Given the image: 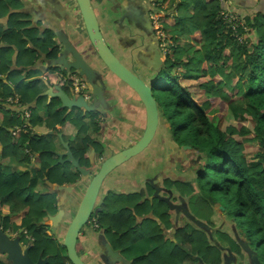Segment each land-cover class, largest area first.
Returning a JSON list of instances; mask_svg holds the SVG:
<instances>
[{
    "label": "trees",
    "instance_id": "1",
    "mask_svg": "<svg viewBox=\"0 0 264 264\" xmlns=\"http://www.w3.org/2000/svg\"><path fill=\"white\" fill-rule=\"evenodd\" d=\"M157 2L164 12L178 8L176 15L178 28L169 31L162 24L171 50L169 49L165 57L168 69L161 77L164 80L161 81L162 88H159L157 95L159 99H164L165 107H173L171 118L176 121L172 123V130L175 137L180 136V139H175L176 144L188 145L189 149L197 154V159L192 164L200 166L197 171V182L200 188L199 195H202V200L205 202L204 208L208 211L213 209L215 204H219L216 201L218 198L230 202L231 207L238 210L236 218L240 219L239 224H252L257 230L256 241L262 246L264 245V31L261 24L264 26V20L261 16H257V13L243 16L235 8L236 13L245 20L249 29L238 26L234 30L229 21L223 19L219 0H157ZM17 13L12 16L10 26L12 33L4 36L8 31L0 27V42L8 39L13 42L16 38L17 47L23 51L24 43L20 44L22 35L16 30H26L30 23L19 20L25 14ZM163 16L165 14L162 15L161 21ZM156 28L159 30V27ZM55 36L53 30H46L39 48L42 52L51 49L50 57L57 59L61 50L56 45ZM240 36H243V39L240 40ZM188 48L202 51L200 62H193L191 58L185 56L179 58V52L183 50L188 54ZM7 51L8 48H3L0 52V74L7 72L11 67L12 61L5 56ZM33 60L32 56L28 63L32 64ZM19 63H22V60H19ZM59 82L65 83L63 78H60ZM0 85L5 87L4 81L0 80ZM191 87H197L202 93L195 96ZM18 89L29 100L33 95L35 98H40L38 81L20 86ZM7 92L5 90L4 95H8ZM54 101L56 99L49 104L46 126L56 128L57 125H61L62 131L65 132L72 128L70 127L72 121L65 110L67 108H55ZM215 108L223 109V112H220L221 122L226 116L233 119V122L225 127L216 124L213 121ZM84 119L82 113L73 119L76 128L73 126L71 131L73 135L79 137L77 143L71 142L70 145L75 157L81 160L82 166L88 161L92 148L100 150L91 137H80L82 134H87L89 128ZM244 121L251 125L246 126ZM17 122L8 120L6 116L4 125L0 127V143H3V151L0 152V222L4 231L18 232L28 227L27 234H23L22 237L27 240L29 253L35 261L47 259V264H71L67 253L62 251L58 242L40 229L42 220L46 219L50 212L48 209L56 207L57 199L52 201L50 192H36L35 186L39 181L48 186L77 184L81 179L80 174L71 170L73 166L70 164L69 167H66L67 164L59 165L56 170L55 167L52 168L59 158L53 144L43 135L34 139L30 132H23L20 133L19 138L16 137L18 140L13 141L8 128ZM35 123L38 122L33 119L32 124ZM251 144L258 145V150L253 155H249L247 151V145ZM27 151L40 155L37 158L39 167L36 175L30 171L9 174L4 172L3 158L12 157L23 163L29 160ZM170 176L168 179L176 180L182 188L190 189V192L195 191L192 182L181 178L180 174L178 178L174 174ZM147 186V192L142 190L135 194V241L145 237L156 241L158 247L151 252L196 251L197 241H205L206 236L202 229L193 225L178 228L176 234L178 239H181L183 233V243L179 246L167 238L163 228L155 220L144 217L156 209L155 199L151 201L147 198L154 194L155 188L149 182ZM126 202L131 203L122 200L107 202L108 205L103 208L111 216L107 218L101 216V220H109L118 230L122 225L126 226L128 224V221L124 220L126 208L125 211L122 210ZM138 217L145 220L146 226L137 223ZM133 232L134 229L130 224L126 234L131 235ZM252 241L255 245L253 239ZM119 242L120 240L115 242L117 248L130 246V243ZM259 249L260 247H254L253 254L260 257ZM0 264L3 263L0 261Z\"/></svg>",
    "mask_w": 264,
    "mask_h": 264
},
{
    "label": "rangeland",
    "instance_id": "2",
    "mask_svg": "<svg viewBox=\"0 0 264 264\" xmlns=\"http://www.w3.org/2000/svg\"><path fill=\"white\" fill-rule=\"evenodd\" d=\"M94 7L96 9L98 18L100 20V23L102 24V22L104 23V25L106 26L107 29L106 30V36H108L109 39V43H114L116 37L119 38V42H116L115 44L118 46V44H123L124 46H128L129 43H127L126 38H120V33L117 32L115 34V36H113L112 38V34L115 33V23L113 22L114 18H119V20H121L122 14H114V13H110L108 11V8L110 6L109 2L107 1L105 4H103V0H92ZM126 1V0H125ZM135 1V8H139V9H144L147 11L148 13V17L150 18V21L147 24V27L143 26L144 28L140 27L138 28L136 26V35H140V37H135V41L138 42V44L135 47V55L139 53V51L141 50L142 46L144 45V41H141V39L143 37H150L151 31L154 29V31L156 32L155 35H157V37L160 39V36H162V40H160L161 42V47H162V51L163 54L166 55L169 51V47H168V42H167V34L166 31L164 30L165 28H162V24H164V26L167 27V29L169 31H175L176 28H178V26L176 25L177 20H176V15L178 13V8H174V9H170V10H166L164 12V9L160 8V6L158 5L157 0H134ZM220 2V0H219ZM127 3V2H126ZM221 3V2H220ZM236 3H238L236 1ZM221 9L224 7L225 9H227L226 5H223L221 3ZM232 7L235 9V4L233 2V4L231 3ZM239 6V4L237 5ZM166 6L164 5L163 8H165ZM255 7H257L256 5L252 6V12L249 13L250 16L255 15V13H257V16H261L264 20V12L258 10H255ZM243 9V7H242ZM259 12V13H258ZM76 13H77V24H82V19H81V15L79 12L78 7L76 8ZM113 14V15H111ZM165 14V16H163V21H161L162 19V15ZM80 15V16H79ZM126 16H128V18H126V20L123 22L121 21L119 23V28H124L128 25L129 22L134 21L135 18V23H138L139 25H142V21L138 18V15L135 14V17L132 16L131 14L127 13ZM243 16H247V15H243ZM112 18V19H109ZM163 22V23H162ZM247 23L245 22V25ZM156 27H159V30H157ZM262 27V31H264V26L263 24H261ZM156 28V29H155ZM246 28L249 29V27L246 25ZM67 29V28H66ZM70 27L67 29L69 30ZM81 29H83V26H81ZM69 33V31H68ZM108 33H110V35H108ZM69 37H71V39L75 42L77 48L80 50V52L84 55L87 56V58L90 56L91 58V54L94 53V49H92V47L88 48V46L82 42V43H78L76 40V35H69ZM243 39V36H240V40ZM85 41L88 43L87 37L85 36ZM177 45V44H176ZM171 46V45H170ZM88 48V50H86ZM115 48L117 49V47L115 46ZM186 49V48H185ZM232 50V49H231ZM190 52V53H189ZM94 55L96 56V53H94ZM179 58H184L187 57L188 59L191 58V60L193 62H200L201 61V55H202V51H198L196 48H188V54L186 53V51L181 50L179 52ZM122 60L126 59L124 53L122 55H120ZM136 57V56H135ZM129 60V59H126ZM167 67L165 69H163L162 71H160L159 73H153V74H143L145 76V80L148 82L152 81V84L155 88V93H156V97L158 98V94H159V88L161 89V81L164 80L162 79V75L165 74V72L167 71ZM16 75H18L19 78L22 77V79H19L20 81H23V76L18 73H15ZM106 75L109 79H117L118 83L120 84V89H125V91L127 93H130L132 96H134L135 101L138 100L137 98V94L135 93V91L130 88L129 86H127L124 82H122L120 79H118L117 77H114L113 75H111L110 73L106 72ZM161 78V79H160ZM151 84V85H152ZM189 86V85H188ZM191 90L193 91L194 95L197 96L199 94L202 93V91H200V89H198L197 87H191ZM197 90V91H196ZM122 93V92H121ZM123 94V93H122ZM124 96V95H122ZM122 96L119 95V98ZM133 98V97H132ZM164 99H159V108L161 111L160 114V125L157 131V135L154 138L150 148L142 153H140L139 155L135 156V158L131 159L130 161H128L127 163H125L124 165H122L121 167H119L118 169H116L108 178L107 180L104 182V185L102 187L101 193L103 192V194L108 191V189H118L117 187L121 186V182H119L120 178L124 177L126 174L129 173V171H133V169H135V174H133L132 176H130V179H132L135 176V191H137L138 189L141 190L142 188H145L146 185V181L151 180L152 182H154L156 185L158 186H162V183L165 187H171L173 185V192H175L176 197L180 194V196L184 199H187L186 201V206H187V210H185L184 214H181V218L184 219H188V220H194V222H191V224H194L196 227L200 228L203 230V232L205 233V241L202 240H198L197 241V246H195V249L197 252L199 253H207V252H203L202 249H206L209 252L207 254H202V257L205 258V262H207L208 264H215L218 263L220 259L216 258L217 257V253L216 251H221L222 254L223 252H227L225 253L228 256H232L235 255L237 257V255L239 254L240 256H244L245 254L249 255V257L251 258V253H253V249L260 247L259 249V254H260V259L262 260V264H264V245L259 246V244H261L260 242L258 243L256 241V235H257V230L252 226V224L247 223L244 225H240V219L236 218V212H238V210H236L234 207L232 208L230 202L225 201V200H221L220 198H218L216 201L217 203H222V204H215L213 209H210L209 211L206 210L204 208V204L205 202L202 200V195L200 196V188L197 182V171L199 170L200 166L199 165H193L192 162L194 160L197 159V154L192 150L189 149L187 146L183 145L180 146V144H176L177 139H180V136L175 137V134L173 133V126L172 123H174L176 120L171 118V115L173 113V107H165L164 103H163ZM161 101V103H160ZM56 102L58 104H60V100H58L56 98ZM39 106H42V101L39 102ZM61 105V104H60ZM142 105V104H141ZM66 112L68 113L69 119L70 121V127L74 126V128H76V122H73V119L76 118L78 116V111L76 112V110H70V109H65ZM220 112H223L222 110H219L218 108H215L214 110V116H213V121L216 124H222V127H225L228 123H232L233 119H231L229 116H226L225 119H223V121L221 122V116H220ZM137 119L140 123L139 126V130H140V136L142 137L145 128H146V117H145V108L144 106L140 107V111L137 114ZM136 120V119H135ZM176 124H179L176 122ZM244 124L246 126H250L251 123L244 121ZM127 131H126V138H124V143H120L121 145H114L112 147H110V149H108V153H107V157L113 155L114 153L119 152L121 149H123L124 147L121 148V146H123V144H129L128 141L129 139H134L135 136L133 137V134L130 129L129 126L126 127ZM61 131V130H60ZM67 132L69 131L66 130ZM58 137L53 138V142H52V146L54 149L58 150V148L61 146L59 145L58 142ZM50 139V138H49ZM51 140V139H50ZM175 140V141H174ZM49 141V140H48ZM52 141V140H51ZM101 145H106L108 144L107 141L104 143H100ZM104 150V148H103ZM258 150V145L257 144H251V145H247V151L249 153V155H253L255 151ZM8 162V172L12 173L14 172V166L9 165L10 164V159H7ZM27 165H29V162H26ZM100 161L96 166V170H98ZM71 165V164H70ZM184 165V166H183ZM63 166V165H61ZM135 166V167H134ZM66 167H69V163H67ZM58 169V166L55 167V170ZM95 170V171H96ZM170 174H174L176 178H178V174H180L181 178L189 180L192 182L195 191L194 192H190V189H185L182 188L179 183H177L176 180H170L168 178L166 179H162L165 178L166 175L170 176ZM130 182L128 179H124V182ZM89 183V179H85V180H80L78 182V187L75 190V194L73 197V203L71 204L72 206H65V208L67 207V217L65 218V221L63 222L62 225L59 226L58 229H56L54 226L52 227V225H45L43 222L47 220L44 219L42 220L41 224L42 227L40 228L41 231H43L44 233H46L47 235H50L52 239H55L58 244L60 245V247L62 248V251L65 253L66 250L64 248V237L66 235V232L68 230L69 224L70 222L73 220V218L75 217L76 213L78 212L79 206L81 204L80 200L82 197H84L83 195L85 194L86 188L88 186ZM118 186H117V184ZM116 185V186H115ZM50 186L46 185L44 182H40L39 183V187L38 189L40 191H48L50 188ZM171 189V191H172ZM65 194V192H63ZM100 193V194H101ZM102 194V196H103ZM58 193L51 192V199L52 201L55 200L57 198ZM155 196V194H153ZM101 196V195H100ZM174 197L173 199L176 201L177 198ZM83 199V198H82ZM115 199L114 194L111 195L110 199L108 201H113ZM124 199V198H123ZM82 201V200H81ZM100 201V200H99ZM99 201L97 203H99ZM132 203V200L130 201ZM127 203V202H126ZM128 204V203H127ZM154 204L156 206V211L161 210V209H167L168 211L170 210H176V212H181L180 208H174L171 207L170 205L167 206L165 204L164 201L155 198L154 200ZM68 205V204H67ZM226 208V210H224ZM57 209H60L59 207H51L50 209H48L51 214H56L57 213ZM177 214V213H176ZM48 216V215H47ZM174 216H178V215H174ZM164 220H167L168 222V218L164 215ZM98 218L96 217L94 219V223H97ZM93 223V224H94ZM170 223V222H168ZM157 227V225H156ZM27 228H25V230H23L22 234H18L21 230H19L18 232H11V231H6L7 233L9 232L11 235H18L19 239L21 240V243L24 247L28 246V242L27 240L22 237L23 234H27ZM53 228H55L56 230L54 231ZM0 229L4 231L3 226L0 222ZM83 233H87V226H85L82 229ZM17 237V236H16ZM181 238L183 240V233L181 235ZM254 240L255 245L253 244L252 239ZM87 240V239H86ZM86 240H84L83 236H81L79 244H78V250L79 253L81 254V256L83 257V259L85 261H87V263L89 264H107V256L102 253L100 254V251H97V249H93L91 248V250L88 249L87 246V242ZM244 241V242H243ZM143 242L138 243L135 245V252L136 251H141L143 250ZM257 245V246H256ZM217 249V250H216ZM128 252H134V249H130L127 250ZM1 252V251H0ZM200 254V255H201ZM246 255V256H247ZM5 256V254H4ZM208 257H212V261L208 259ZM216 258V259H214ZM254 259V257H253ZM6 258L4 259L3 254L0 253V261L5 264L3 261H5ZM116 264H123L121 261H118ZM250 264H253L252 261H250Z\"/></svg>",
    "mask_w": 264,
    "mask_h": 264
},
{
    "label": "flooded vegetation",
    "instance_id": "3",
    "mask_svg": "<svg viewBox=\"0 0 264 264\" xmlns=\"http://www.w3.org/2000/svg\"><path fill=\"white\" fill-rule=\"evenodd\" d=\"M74 1L76 4L75 7L77 8L78 7L77 1L76 0H74ZM107 1L110 4L108 11L110 13H114V14H116V13L122 14V17H123L121 20H119V18L113 19V22L115 23V33L112 34V38H113V36H115V34L117 32H119L120 36H121L120 38L127 37L126 41H127V43H129L128 46H124L123 44H120V45L118 44V46H117L115 43L119 42L120 39L117 38L116 36H115L116 39H115L114 43H112V44L109 43L108 42L109 41L108 36L105 35L106 34L105 29H107V28L104 25V23L102 22V24L100 23V26H101L102 32H103L108 44L110 45L111 49L116 54V56L121 60V62L130 71H132L134 74H137L138 76H140L148 85L152 86L153 85L152 81L151 82L146 81L145 80L146 78L143 74H147V73L148 74H153V73L157 74L160 71H162L163 69H165L166 68L165 57L167 55L163 54L160 39L157 37V35H155L156 30L154 31V29L151 31L150 37L146 36V37H143L141 39V41H144V45L142 46L139 53L135 55V47L138 44V42L135 41V37L141 38V36L139 34L135 36L136 26L138 28H140V27L144 28L143 26L147 27V24L150 21V18L148 17L147 11L144 9H139V8L136 9L134 0H127V1H125V0H111V1L103 0V4H105ZM127 13L131 14L134 17H135V14L138 15V18L142 21V25L135 23V18H134V21L129 22L126 27L120 29L119 23L121 21L124 22L126 20V18H128V16H126ZM111 15H113V14H111ZM109 19H112V18H109ZM81 25L84 26L83 20H82ZM70 26H72V24ZM144 29H146V28H144ZM75 30L78 31L77 33H75V35H77L76 36L77 42L79 44L84 42L90 50L92 45H91L90 40L86 34L85 28L83 27V29H81L80 25L76 24V28L74 29V31ZM108 35H110V33H108ZM85 36L87 37L88 43L85 41ZM69 39L75 44V42L71 39V37ZM115 46L117 47V49L115 48ZM88 48L86 50H88ZM169 48L171 50L170 44H169ZM92 49H94V48L92 47ZM157 52H159L161 54L162 61H163L158 67L155 66V58L158 55ZM94 53H96V51ZM94 53L91 54V58H90V56L88 58H87V56H85V58L87 60H89L90 63L98 71L97 72V79H98V82L101 84L102 94H103L104 100H102L100 98H98L96 100L94 99V96H93L92 90L90 88V85L88 84V81L84 77L80 76L79 74L68 73L65 70H63L64 72H61V71L56 72V74L58 76L57 79H60V78L64 79L65 83L62 85L65 88L64 90L70 96L74 95L73 91L71 89V84H72L73 79L79 78L81 81L88 84V88L86 90V92L88 93L87 99L91 103V105L94 106V109L91 112H85L83 110H76V112L78 111V114L82 113L84 115V117H85L84 121H86L87 126L89 127L87 134H82V135H80V137L81 138H86L87 136L91 137V139L98 144V147H100V150L92 148L93 150L91 149V151L89 152L88 161L84 162V165H83V167H86L90 171L89 175L86 178H84L74 167L71 168V170L77 171L80 174V177H81L80 180L89 179L88 185L90 184L91 180L96 175V173L99 171L103 161L108 158L107 157L108 149H110V147H112L114 145H121L120 143H124V138H126L125 134L127 131V128H126L127 126L130 127V129H131L130 132H132L133 137L135 136V138L129 139V141H128L129 144H123V146H121V148L122 147H124V148L121 149L120 151L133 146L134 144H136L140 140V138H141L140 130H139L140 123L137 119V114L140 111V107L144 106L143 102L141 101L139 95L136 92L135 93L137 94V98H138L137 101H135L134 96H132L130 93H127L125 91V89H123V88L120 89L121 87H120V84L118 83L117 79L114 80V79H109L107 77L106 72L110 73L113 76L115 74H113L105 66V64L102 62V60L97 55V53H96V56L94 55ZM123 53L125 55V58L129 59V60H126V59L122 60L120 55H122ZM114 77H117V76L115 75ZM122 82H124V81H122ZM126 85L129 86L128 84H126ZM119 95L120 96L124 95V96H122V98L121 97L119 98ZM154 96L156 97L155 91H154ZM54 103H55V108H58V109L63 108L61 103H60L61 105L58 104L56 101H54ZM144 108H145V106H144ZM70 110H75V109H70ZM145 117H146V121H147L146 109H145ZM145 124H146V122H145ZM59 130H61V132L58 133L57 137L58 136L60 137V134H62V135L64 134L62 132L63 127H61ZM78 137L79 136L73 135L72 138L68 137V139L67 138L66 139L63 138V139L65 141L69 142L71 145V142L77 143ZM106 141L108 144H106V145L100 144V143H104ZM61 142H62V140H61ZM150 146L146 149V151L150 148ZM103 148H104V150H103ZM133 158H135V156ZM133 158H131V159H133ZM131 159H129L128 161H130ZM99 161H100V164H99L98 170H96L97 169L96 166L99 163ZM128 161H126L125 163H127ZM125 163L121 164L116 169H118L119 167H121ZM80 164H81V160H80ZM116 169H114L106 177L105 181ZM133 174H135V169H133V171H129L128 174H126L124 177L120 178L119 182H121L122 184H121V186L117 187L118 189H115V190L108 189L106 194L105 193L103 194V192L101 193V191H100L101 194H99L97 202L99 200L100 201H99V203L96 202L95 207H94V209H93V211H92V213H91V215L87 221V224L85 225V226H87V233L85 234L81 231V233L79 235V239H78V244H79L81 236H83L84 240L87 239L86 242H87V246H88L89 250H91V248H93L95 250L97 249V251H100V254L104 253L107 256V264H116L118 261H121L123 264H134V262H135V264H208L207 262H205V258H207V257H205V258L202 257V254H207L209 252L206 249H202V250H203V252H207V253H202V254L197 252V251H190V252L179 251V252H175V253H172V252H151L152 250H154L155 248L158 247V243L156 241H154L150 237H145L142 240L135 241V194L141 192L142 190H145L147 192L148 191V189H147V187H148L147 183L148 182L154 186L155 196L152 195V196L147 197V198H149L151 201H153L155 198L160 199L156 195V189L158 188L160 196L169 198L170 201L175 206H179L181 209L180 210L181 212H179V213L176 212V210L168 211L165 208L162 211L161 210L156 211V209H154L151 213L144 216L146 218L149 217V218L155 220L157 222V224L163 228V231L165 232V234L169 240H171L172 242L181 246L183 241H182V238L178 239L176 237L177 229L182 228V227H187L189 225H193V226H195V225L191 224V222H194V220H188V219L181 218L182 217L181 214H184L185 210H187V206H186L187 199H185V198L183 199L180 196V194L176 197V195H175L176 193L173 192V189H172L173 187L172 188L171 187H165L163 185V183H162V186H158L154 182H152L151 180H148V181H146L145 188H142L141 190L138 189L137 191H135V176L132 179H130V176H132ZM168 177H171V176L166 175L165 178H162V179L164 180ZM125 178L128 179L130 182H127V181L124 182ZM73 185L75 186L73 192H75L76 188H79L78 183L73 184ZM103 185H104V183H103ZM103 185H102V187H103ZM117 186H118V184H117ZM171 189H172V191H171ZM101 190H102V188H101ZM102 194H103V196H102ZM112 194H114V196H115V199L113 200L114 202L117 200H122V201H131L132 200V203H128V204L126 203L122 206L123 211H125V208H126L127 213L125 214L124 220H127L128 224L126 226H124L125 224L122 225L119 230L114 227V223L112 224L111 222H109V220L103 221L100 218L101 216H104L106 218L111 216V214L108 215V213L104 210L103 206L108 205L107 202H110L108 200L110 199ZM174 197H176L177 200H179V201L174 200L173 199ZM82 198H81V200H82ZM127 199H131V200H127ZM81 200H80V202H81ZM160 200H162V199H160ZM162 201H164V200H162ZM164 202L167 206H169V204L166 201H164ZM58 211H59V209L57 210V212ZM67 212H68V210H66L64 221H65V218L67 217ZM164 215L168 218V222H170V223H168L167 220H164V217H163ZM174 215H178V216L176 217ZM96 217L98 218V220H97V223L95 224L94 219ZM122 221H118V222H122ZM63 222L61 223V225L63 224ZM144 222H145V220L142 219L141 217L137 218L138 224H141V225L143 224V226H146ZM130 224H131L132 228L134 229V232L131 235L126 234L128 232ZM52 227H53V225H52ZM56 229L53 228L54 231ZM8 234H10V233L8 232ZM18 234H20V233H18ZM16 236H17V238H19L18 235H14V234L12 237H16ZM26 238H28V236H26ZM117 240H120L119 243H130V246H126L125 248H117L116 247L117 244L115 245V242ZM141 242H143L142 243L143 250L135 252V245L138 243H141ZM27 247H29V245ZM110 248L113 250V252H116L118 255L113 256ZM130 249H134V252H130V251L128 252L127 251ZM65 250H66V248H65ZM77 250H78V245H77ZM92 252H94V251H92ZM66 253H67V250H66ZM78 253H79V250H78ZM216 253H217L216 258H218L220 260L218 263H215V264H227V263H229V264H250V261H252V263L255 264L254 259H253L255 254H253V253H251V258L247 254H245L244 256H240L238 254L236 257L235 255H232V256L226 255L225 253H227V252H223V254H222L221 251H216ZM79 255L81 256L80 253H79ZM3 257H4V259L6 258V256H4V255H3ZM81 258L83 259L82 256H81ZM216 258H214V259H216ZM208 259L212 261L213 258L208 257ZM259 259H260V257H259ZM83 261L86 264H89L84 259H83ZM261 264H262V260H261Z\"/></svg>",
    "mask_w": 264,
    "mask_h": 264
},
{
    "label": "crops",
    "instance_id": "4",
    "mask_svg": "<svg viewBox=\"0 0 264 264\" xmlns=\"http://www.w3.org/2000/svg\"><path fill=\"white\" fill-rule=\"evenodd\" d=\"M231 1L236 4L237 11L242 15L249 16V13L253 11L251 7L254 5L257 6L255 7V10L259 9L264 12V0ZM236 1L238 3H236ZM238 4L239 6H237ZM75 5L74 0H0V27L4 31H8V34L5 35V33L4 36H8L12 33V30L10 29L11 21L13 20L12 16L17 12V14H25L23 18H19V20L30 23L26 30H16L20 35H22L20 44L23 45L24 43L23 51L17 47L15 42L16 40L18 41V39L16 38H14L13 42L8 39L7 41H10V43L7 41L0 42V52L3 48H8L5 56L7 59L12 61L10 69L5 73L0 74V80L5 83V87L0 85V127L4 125L6 116L8 120L12 119L18 121L8 128L11 136L13 137V141L18 140L20 133L30 132L31 137L34 139H38L40 135H43L52 143L53 138L57 137L60 132L59 129L62 127L61 125H57L56 128H48L46 126V120L49 117V104L51 101L56 99V97H53L54 93L57 92L56 88L59 86L65 89L59 82V79H57L58 76L56 75V72L64 71L58 67V58L54 59L53 57H50V52L52 50L50 49L48 52H42L39 48V43L41 39H43L45 31L51 29L56 35V45L62 52V45L59 38H70V34L75 35V33L78 32L77 30L74 31L77 24ZM71 24L72 26H70ZM79 25L80 27L82 26L81 24ZM69 27L70 29L67 30ZM32 56L34 58V62L30 64L28 61ZM19 60H22V63H19ZM15 73H21L23 81H20L19 79H22V77L19 78L20 76L18 77ZM51 79H54L55 81ZM34 81H38V87L41 91L40 98H35L33 95L29 100L27 97L22 95L18 88L23 85H29ZM5 90L8 91V95H4ZM73 94L76 95L74 92ZM40 101H42L41 107L39 106ZM33 119H36L38 123L32 124ZM72 128H70L68 132L62 131L64 133V139L68 137L72 138ZM57 139V143L61 146L58 150H56V152H65L66 149L63 144H61L62 139L60 137ZM2 151L3 143L1 142L0 152ZM27 154L29 160H26L23 163L12 157L3 158L4 172L7 174L10 173L7 168V159H10L9 165L14 166V172L21 173L24 171H30L33 175H36L39 167V159L37 158L40 155L29 151H27ZM26 162H29V165H27ZM40 182L42 181H39L35 186L36 192H43L38 189ZM50 191H52L51 186L50 189L45 192L48 193ZM63 192L64 191L58 193L56 198L57 203L55 205L56 207L67 210V207L65 208V206H72L71 204L73 203L72 201L75 192L72 191L67 195Z\"/></svg>",
    "mask_w": 264,
    "mask_h": 264
},
{
    "label": "water",
    "instance_id": "5",
    "mask_svg": "<svg viewBox=\"0 0 264 264\" xmlns=\"http://www.w3.org/2000/svg\"><path fill=\"white\" fill-rule=\"evenodd\" d=\"M77 5L83 20L86 34L90 40V43L97 55L100 57L105 66L115 74L119 79L128 84L140 97L143 102L146 114L147 122L145 131L140 140L133 146L119 151L103 161L99 171L91 180L88 185L84 197L79 206L78 212L71 221L66 235L64 237V247L67 250V255L71 264H86L78 253L77 245L79 235L82 229L87 224V221L95 207L97 199L99 197L102 185L106 177L118 166L125 163L134 156L144 152L153 142L157 135V131L160 125V106L157 98L154 96V86L148 85L140 76L130 71L116 56L108 44L101 26L100 21L94 7L92 0H76ZM62 45V52L57 59V64L62 70L68 73H77L84 77L92 90L94 99H102V87L97 79V70L90 63L89 60L80 52L76 45L66 37L59 38ZM155 58V66L158 67L163 61L162 56L157 52ZM57 92L54 93L53 97L58 98L63 108L68 109H79L85 112H91L94 106L88 101L84 95H73L70 96L62 87H57ZM62 144L64 145L65 152H57L58 161L55 165L71 164L84 178H86L90 171L86 167L80 164V160L75 157L74 152L70 146V143L63 139V135L60 134ZM190 148V146H187ZM52 191L50 193L65 192V195L70 194L74 190V185H51ZM156 195L166 201L171 207L180 208L175 206L169 198L162 197L159 195V189H156ZM66 209L60 208L56 214H48V218L43 223L45 225H53L55 228H59L61 223L64 221ZM23 230L19 233L22 234ZM29 247H24L21 240L17 237H12L7 232L0 229V253L5 254L6 260L3 261L5 264H47V259L33 260L29 253ZM113 256H117L116 252L110 248ZM254 263L261 264L259 255H254ZM229 264V263H227Z\"/></svg>",
    "mask_w": 264,
    "mask_h": 264
},
{
    "label": "built area",
    "instance_id": "6",
    "mask_svg": "<svg viewBox=\"0 0 264 264\" xmlns=\"http://www.w3.org/2000/svg\"><path fill=\"white\" fill-rule=\"evenodd\" d=\"M220 2L223 5H226L227 7V9L223 7L221 10V15L223 19L229 21L231 27L234 30H236L238 26H242L246 28L245 20L242 19L236 13L235 9L232 7L231 3L233 4V2L231 0H220ZM246 30L248 29L246 28ZM168 47H169V42H168ZM87 88H88V84L81 81L79 78L72 80L71 89L76 95H84L86 98H88V93L86 92Z\"/></svg>",
    "mask_w": 264,
    "mask_h": 264
}]
</instances>
